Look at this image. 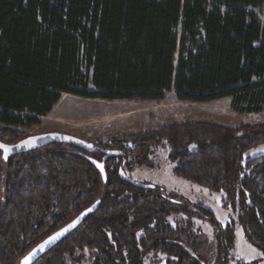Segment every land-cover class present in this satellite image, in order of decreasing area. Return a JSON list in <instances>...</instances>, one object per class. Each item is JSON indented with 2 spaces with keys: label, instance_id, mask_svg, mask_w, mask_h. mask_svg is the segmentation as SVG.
I'll return each instance as SVG.
<instances>
[{
  "label": "trees",
  "instance_id": "1",
  "mask_svg": "<svg viewBox=\"0 0 264 264\" xmlns=\"http://www.w3.org/2000/svg\"><path fill=\"white\" fill-rule=\"evenodd\" d=\"M208 103L264 94V0H0V124L33 126L64 94L107 101ZM22 133L0 134L15 145ZM264 123L242 128L209 121L93 144L55 143L10 156L0 150V264H17L42 241L90 215L33 264H208L195 219L216 226L217 264H229L237 225L264 252ZM163 149L175 175L224 194L234 219L222 226L200 205L136 187L120 177L151 166ZM105 162L107 182L91 158ZM176 217V218H175ZM172 219V221H171Z\"/></svg>",
  "mask_w": 264,
  "mask_h": 264
},
{
  "label": "rangeland",
  "instance_id": "2",
  "mask_svg": "<svg viewBox=\"0 0 264 264\" xmlns=\"http://www.w3.org/2000/svg\"><path fill=\"white\" fill-rule=\"evenodd\" d=\"M188 121H209L238 129L245 125L262 124L264 94L249 97V100L226 97L208 103L181 102L174 92L167 94L163 101H107L64 94L51 113L39 118L38 124L24 127L0 124V134L19 132L24 137H31L61 132L91 144H99L121 135L157 130L174 122ZM249 154H264V145L251 150ZM150 160L151 166H128L125 170L127 176L140 183L161 186L167 193L189 205L205 207L222 226L235 218L232 210L224 206L223 193L212 192L175 175L174 164L168 160L165 150L153 149ZM195 230L200 233L204 243L201 253L207 263L217 264L216 226L209 220L196 218ZM260 253H264L263 250L253 245L245 237L243 228L237 225L236 243L229 255V264H264V256ZM81 256L80 264H94L95 258L91 252L85 251ZM146 264H166V257L151 255Z\"/></svg>",
  "mask_w": 264,
  "mask_h": 264
},
{
  "label": "water",
  "instance_id": "3",
  "mask_svg": "<svg viewBox=\"0 0 264 264\" xmlns=\"http://www.w3.org/2000/svg\"><path fill=\"white\" fill-rule=\"evenodd\" d=\"M55 143L59 144H65V145H72L74 147H77L81 150L87 151V152H95L96 148L93 146V144L78 138L76 136L61 133V132H51V133H45L41 135L31 136L27 137L18 144L15 145H7L2 142L0 144L8 146L11 151L7 154L6 161L9 160L10 156L18 155L21 153H26L33 150H38L42 148L49 147ZM4 152L3 149H0ZM124 154L123 151L119 150H108L106 151V155L103 158V161H98L91 158L92 163L97 167L99 172L101 173V176L103 178V182L106 183L107 178V172L105 168V162L111 157L116 156H122ZM5 157V152H4ZM101 165L103 166L101 168ZM120 177L129 182L130 184L145 188V189H154L156 188L153 184H144L137 182L130 177L127 176L126 172L121 168L119 171ZM99 207V202L93 203L89 208L85 209L74 221H72L70 224L65 226L64 228L57 231L55 234L50 236L49 238L42 241L35 249H33L23 260H21L20 264H25L27 261V264H33L36 262L39 258H41L47 251L52 249L54 246H56L58 243H60L69 233H71L73 230H75L82 222H84L90 215L94 214ZM69 225H74L73 227L69 228ZM67 229V231H64ZM62 233L61 235L57 236V234ZM53 237H56V239H52Z\"/></svg>",
  "mask_w": 264,
  "mask_h": 264
},
{
  "label": "snow or ice",
  "instance_id": "4",
  "mask_svg": "<svg viewBox=\"0 0 264 264\" xmlns=\"http://www.w3.org/2000/svg\"><path fill=\"white\" fill-rule=\"evenodd\" d=\"M0 149H3L4 150V152H5V159H7V154L11 151V149L8 147V146H6V145H3V144H0ZM103 166L101 165V168H102ZM74 225H69V228L70 227H73ZM64 231H67V229H65ZM62 233H59V234H57V236H59V235H61ZM53 240L54 239H56V237H53L52 238ZM253 251H255V249H253ZM260 255L261 256H264V253H260ZM25 264H27V261L25 262Z\"/></svg>",
  "mask_w": 264,
  "mask_h": 264
},
{
  "label": "flooded vegetation",
  "instance_id": "5",
  "mask_svg": "<svg viewBox=\"0 0 264 264\" xmlns=\"http://www.w3.org/2000/svg\"><path fill=\"white\" fill-rule=\"evenodd\" d=\"M75 219H76V218H75ZM62 228H64V227H61V228L57 229V231H59V230L62 229ZM57 231H56V232H57ZM56 232H54L53 234H55ZM53 234H51L50 236H52ZM50 236H49V237H50ZM49 237H47V238H49ZM47 238H46V239H47Z\"/></svg>",
  "mask_w": 264,
  "mask_h": 264
}]
</instances>
